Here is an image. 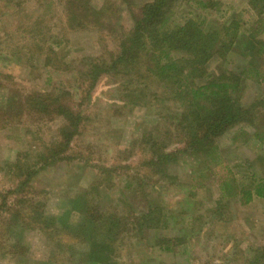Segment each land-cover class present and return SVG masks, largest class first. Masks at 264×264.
<instances>
[{
    "label": "rangeland",
    "instance_id": "rangeland-1",
    "mask_svg": "<svg viewBox=\"0 0 264 264\" xmlns=\"http://www.w3.org/2000/svg\"><path fill=\"white\" fill-rule=\"evenodd\" d=\"M19 1L15 0L7 5L0 0V90L5 86L17 91L18 94L55 95L57 92L61 95L64 93L66 104L84 117L79 135L72 142L70 159L46 167H43V162L39 163L41 168L33 181V185L37 187L33 189V195L39 194V199L45 203L46 212L60 215L69 210L67 204L69 195L83 193L94 182L100 167L135 164L129 170L120 171L123 174L117 175L112 182V188L107 185L101 188L102 197H105L103 207L107 209L112 205L117 207L119 203L123 205L126 208L123 214L132 228L123 242L120 240L112 252L111 248L106 246V256L110 262L243 264V259L249 257L254 248L264 247V201L255 199L247 205H241L236 200H232L231 205L223 210L222 216H218L215 212L216 202L219 199V179L215 180L217 177L215 174L222 177L225 174L224 170L217 168L216 173L213 170L207 171L201 159H196L192 155H180V161L170 169L172 176L166 181V185L165 181L157 182L159 177L148 175L149 181L157 182L156 196L160 197L171 213L169 228L161 230L160 234L164 237H173L177 241L171 243L172 252H167L149 239L153 238V235L145 228L141 229L139 221L131 216V213H137L138 210L147 211L146 202L132 198L123 189L127 181L132 179L129 175L143 172L140 165L147 156V151H142L140 147L135 148V142L138 143L143 137L161 141L163 136L157 130L162 129L158 122L164 121L167 125L172 121L176 122L170 118L176 115L179 106L169 103L166 106H161L162 104L159 103L148 106L131 104L124 84L126 81L129 82L128 78L125 80L113 75H103L92 88L89 80L83 78L87 67L86 61L99 58L108 51V55L102 57L107 59L110 51L117 50L116 43L110 38L109 41L104 42L107 37L103 35L106 33L99 30L71 31L67 27L65 14L62 13L64 0H33L26 5L25 2L19 4L21 2ZM104 1L92 0V3L99 8ZM114 1L119 12L117 15H112L110 22L120 25L128 32L134 25V17L141 13L145 3L152 0ZM214 1L217 4L207 10L196 9L189 3L178 6L175 9L178 14L173 21L182 25L186 18L198 19L200 24H204V28L210 29L209 33L214 34L219 31L223 37H226L223 32L224 25L231 27L237 22L240 25L238 27L240 34L233 44L232 56L245 59L251 66L259 65L260 55L255 44L259 38L256 36L253 39L250 29L258 23L261 26L260 30L264 31V15H259L256 9L249 5L250 0ZM49 2L52 4L48 5ZM46 12L47 15H44ZM38 16L39 19L43 18L46 24L35 27L32 20ZM210 21L213 24L209 23ZM25 22H27V30L31 32L30 38L26 31L22 28L18 29V26L25 25ZM44 25L50 29L49 33L46 32ZM218 40L216 51L222 43V39L218 38ZM50 50L53 52L52 56H55V66H49L46 61ZM31 54H33L32 58L27 65L26 61ZM189 55L188 51H184L178 56L188 58ZM217 58H214L211 65L207 64L211 66L208 72H220L215 68ZM257 101L259 107H263L261 113L263 115L264 81L260 83L250 81L244 91L242 97L244 105H251ZM254 117L260 116L255 114ZM262 117L264 116L248 124L243 123L234 127L217 140L223 157L222 162L229 165L233 173H239L237 174L241 178L239 183L244 185L250 183L249 175L253 173L260 179L264 176V143L256 134L264 125ZM46 121H42V126H39L44 132L43 136H38L36 140L33 134L36 129L34 125L0 131V204L4 197L8 204L12 205L17 199L15 195L8 194L17 182L14 179L15 174L8 169V165L15 163L21 153L23 155L35 149L37 144H40L43 150L44 147L46 148L45 143L59 139L58 132L64 120L56 118ZM181 147V143L168 144V149L171 151ZM33 158V155L27 156L30 163H33ZM138 162L140 163L136 165ZM151 185L152 183L147 188L150 189ZM183 201H191V203L185 202L184 205L181 203ZM6 217V214H0V224ZM5 230L6 228L1 224L0 243ZM143 233H146L148 240L142 238ZM186 237L191 238L189 243L185 242ZM29 241L31 251L26 261L20 262L17 254H1L0 250V264H62L61 261L67 262L71 257L73 258L68 263L77 262L78 259L83 262L87 255L82 257V254L85 251V254H88L89 250V248L85 249L86 247L80 249L75 247L72 250L73 254L67 253L62 256L63 252L58 247L54 248L36 232L31 234ZM235 253L238 255L237 258H241L238 262L233 259Z\"/></svg>",
    "mask_w": 264,
    "mask_h": 264
},
{
    "label": "trees",
    "instance_id": "trees-1",
    "mask_svg": "<svg viewBox=\"0 0 264 264\" xmlns=\"http://www.w3.org/2000/svg\"><path fill=\"white\" fill-rule=\"evenodd\" d=\"M14 1L3 0L7 5ZM20 1L19 4L25 2L26 5L33 0ZM185 3L200 10H207L217 4L214 0H152L143 5L141 13L134 17L133 27L126 32L120 25L110 22L112 15L119 12L114 0H105L99 8L93 5L92 0L62 1L64 7L62 13L65 14L67 27L71 31L99 30L106 33L103 35L107 37L104 42L110 38L117 45V50L110 51L107 59L102 57L108 55V51L99 58L86 61L87 67L83 78L89 80L92 88L103 75H113L125 80L128 78L129 82L126 81L124 84L131 104L148 106L159 103L166 106L169 103L179 106L176 115L171 118L169 116L176 122L172 121L167 125L159 119L158 123L162 130L157 131L161 133L163 139L165 138L164 141L143 137L138 143L135 142V148L140 147L142 151H147V156L140 165L143 172L129 175L132 179L127 181L123 189L132 198L146 202L147 211L136 210L137 213H131V216L139 221L141 229L145 228L153 235V238L149 239L167 252H172L171 243H175L177 239L160 234L161 230L169 228L171 213L160 197L156 196L155 190L160 180L167 184L166 181L172 176L170 169L180 161V155H192L196 159H201L207 171L213 170L216 173L217 168L224 170L225 174L223 173L222 177L215 174L217 176L215 180L219 179V199L215 212L218 216H222L223 210L231 205L232 200L241 205H247L255 199L264 201V176L260 179L253 173L254 175H249V184L239 183L241 179L237 175L239 173H233L229 165L222 162V153L217 145V140L234 127L243 123L248 124L264 116L261 115L263 107H259L258 101L251 105H244L242 102L244 91L250 81L258 83L264 81V31L260 30L261 26L258 23L250 29L251 37L259 38L255 44L260 55V64L254 67L245 59H239L238 55H236L238 58L232 56L233 44L240 34L238 30L240 25L237 22L231 27L224 25L223 32L226 37L219 31L209 33L210 29L205 27L207 28L205 30L204 24H200L198 19L186 18L184 24H176L173 21L178 14L175 9ZM249 5L253 6L259 15H264V0H250ZM41 19L38 16L29 20L38 27L46 24L44 19ZM19 28L26 31L29 38L31 37V32L27 30V22L18 26ZM45 28L49 33L50 29ZM218 38L222 39V43L216 51ZM184 51L190 53L188 58L178 56ZM32 55L27 59V65ZM52 55L53 52L50 50L46 57L49 66L55 64V56ZM214 58H217L215 68L220 70L219 73L208 72L211 66L207 64L214 62ZM6 89L8 88L4 86L0 90V131L34 125L36 129L33 136L36 140L38 136L42 137L44 134L39 127L42 126V121L62 118L64 124L58 132L59 139L55 142L45 143L46 148L43 150L42 146L37 144L35 149L23 155L21 153L15 163L8 165L17 181L8 194L15 195L17 199L12 205L8 204L4 197L0 204V214L7 215L1 222L6 228L0 243L1 254H17L20 262L26 261L31 251L29 237L36 232L54 248L58 247L63 252L62 256L67 253L73 254L72 250L75 247L89 248L88 254H85L86 251L82 254V257L87 255L83 262L78 259L77 262L68 263L71 262L73 258L71 257L67 262L61 261L62 264H116L110 262L106 256V246H109L112 252L120 240L123 242L132 228L124 216L126 208L123 205L119 203L117 207L115 205L107 209L103 207L105 197H102L101 188L106 185L112 188V182L122 173L120 171L129 170L135 164L100 167L94 182L83 193L69 195L67 201L69 210L60 215L48 214L45 203L39 199V194L33 195V189L37 188L33 181L41 168L39 163L43 162V167H46L70 159L71 145L79 135L84 117L66 104L64 93L18 94L9 87L6 94ZM255 114L260 117H254ZM262 119L264 120V117ZM256 134L264 143V125ZM169 143H181L182 147L171 151L168 149ZM28 155L34 156L33 163L27 160ZM149 174L159 177V180L149 181ZM194 182L193 187L196 186ZM150 183L152 185L148 189ZM188 199L191 200L190 197ZM185 202L191 203V201L181 203L185 205ZM201 229L200 227L199 230ZM142 238L148 240L146 233H143ZM184 239L187 243L191 241V238ZM108 253L110 255V251ZM237 257L235 253L233 258L235 262L241 260ZM243 260V264H264V247L254 248L250 256Z\"/></svg>",
    "mask_w": 264,
    "mask_h": 264
}]
</instances>
